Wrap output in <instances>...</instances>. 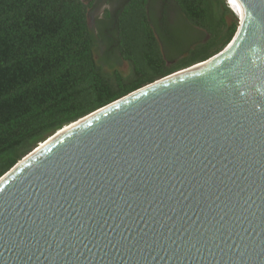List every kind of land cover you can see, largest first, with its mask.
<instances>
[{"label": "water", "instance_id": "1", "mask_svg": "<svg viewBox=\"0 0 264 264\" xmlns=\"http://www.w3.org/2000/svg\"><path fill=\"white\" fill-rule=\"evenodd\" d=\"M236 2L220 52L0 177V264H264V0Z\"/></svg>", "mask_w": 264, "mask_h": 264}, {"label": "trees", "instance_id": "2", "mask_svg": "<svg viewBox=\"0 0 264 264\" xmlns=\"http://www.w3.org/2000/svg\"><path fill=\"white\" fill-rule=\"evenodd\" d=\"M158 1L112 0L96 34L100 0H0V177L65 125L208 59L239 30L228 0Z\"/></svg>", "mask_w": 264, "mask_h": 264}, {"label": "rangeland", "instance_id": "3", "mask_svg": "<svg viewBox=\"0 0 264 264\" xmlns=\"http://www.w3.org/2000/svg\"><path fill=\"white\" fill-rule=\"evenodd\" d=\"M85 3L89 2V0H84ZM161 4V1L159 0L157 3H156V9L159 10V6ZM114 7V2H112V0H100V3L99 5L93 10V12H90L89 13V22H90V25H91V28L94 30V32L96 34L99 33V30L97 28V19L98 18H101L103 17V15L105 14V11L106 9H112ZM91 9V8H90ZM178 14H176L174 11H172L170 14H169V20L171 22L172 25H183V19L182 17H178L177 16ZM182 28V26H181ZM107 47V44L104 43ZM104 49H105V46L102 45V44H99V46L97 47L96 49V58H100L102 56V54L104 53ZM121 70L127 74L130 70V66L128 64V62H125L122 66H121Z\"/></svg>", "mask_w": 264, "mask_h": 264}, {"label": "bare ground", "instance_id": "4", "mask_svg": "<svg viewBox=\"0 0 264 264\" xmlns=\"http://www.w3.org/2000/svg\"><path fill=\"white\" fill-rule=\"evenodd\" d=\"M228 2H229V5L232 6L236 10V12L240 13V15L241 13H243L242 8L239 6L236 0H228Z\"/></svg>", "mask_w": 264, "mask_h": 264}]
</instances>
